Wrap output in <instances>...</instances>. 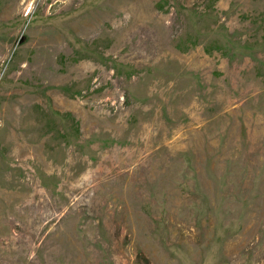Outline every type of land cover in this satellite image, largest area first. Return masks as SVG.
Masks as SVG:
<instances>
[{"label":"rangeland","instance_id":"1","mask_svg":"<svg viewBox=\"0 0 264 264\" xmlns=\"http://www.w3.org/2000/svg\"><path fill=\"white\" fill-rule=\"evenodd\" d=\"M0 264H264V0H0Z\"/></svg>","mask_w":264,"mask_h":264}]
</instances>
